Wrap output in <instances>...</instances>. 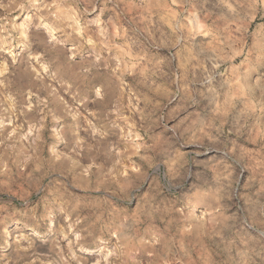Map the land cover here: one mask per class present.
I'll list each match as a JSON object with an SVG mask.
<instances>
[{
  "label": "rangeland",
  "instance_id": "374dc122",
  "mask_svg": "<svg viewBox=\"0 0 264 264\" xmlns=\"http://www.w3.org/2000/svg\"><path fill=\"white\" fill-rule=\"evenodd\" d=\"M0 264H264V0H0Z\"/></svg>",
  "mask_w": 264,
  "mask_h": 264
}]
</instances>
